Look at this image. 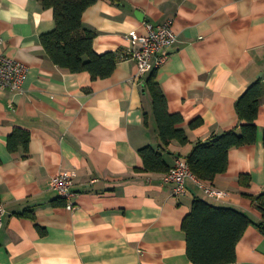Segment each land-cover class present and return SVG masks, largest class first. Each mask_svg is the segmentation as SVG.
<instances>
[{
  "label": "crops",
  "instance_id": "crops-1",
  "mask_svg": "<svg viewBox=\"0 0 264 264\" xmlns=\"http://www.w3.org/2000/svg\"><path fill=\"white\" fill-rule=\"evenodd\" d=\"M172 21L177 42L169 59L135 79L129 35ZM96 31L94 48L117 53L109 77L57 65L41 37L55 27L40 0H0V56L29 67L23 92L0 87V264H195L185 217L202 198L251 216L224 264H264V100L255 143L231 148L227 170L202 183L228 194L212 197L192 178L177 195L167 172L148 170L140 149L161 151L170 168L178 157L231 129L241 132L237 102L264 76V0H96L84 13ZM156 74L171 113H180L189 142L163 144L147 77ZM201 120L191 126L195 120ZM15 129L28 148L8 147ZM62 170L77 173L75 208L52 188ZM95 179V181H93Z\"/></svg>",
  "mask_w": 264,
  "mask_h": 264
},
{
  "label": "trees",
  "instance_id": "trees-1",
  "mask_svg": "<svg viewBox=\"0 0 264 264\" xmlns=\"http://www.w3.org/2000/svg\"><path fill=\"white\" fill-rule=\"evenodd\" d=\"M45 8H53L55 27L42 34L41 41L52 60L72 72L88 71L93 79L109 77L117 66V53H98L94 48L96 31L83 23L85 11L96 0H40ZM146 86L151 92L154 115L160 138L167 147L177 140L180 144L189 142L184 121L180 113H171L167 97L156 81V74H150ZM264 100L263 81L251 85L239 98L237 111L245 122L241 132L231 129L214 135L209 141L197 144L187 157L192 172L201 180L213 181L218 174L227 170L231 148L255 143L258 126L256 119ZM201 120H195L196 126ZM264 141V137H263ZM29 132L15 129L8 138V147L16 151L20 146L28 148ZM148 170L168 171L169 164L163 153L151 146L140 149ZM264 219V193L253 197ZM0 203L1 200H0ZM254 223L251 216L232 207H216L202 198L194 201L192 211L185 217L188 254L195 264H224L236 260V247L245 229ZM264 231V220L257 223Z\"/></svg>",
  "mask_w": 264,
  "mask_h": 264
},
{
  "label": "built area",
  "instance_id": "built-area-1",
  "mask_svg": "<svg viewBox=\"0 0 264 264\" xmlns=\"http://www.w3.org/2000/svg\"><path fill=\"white\" fill-rule=\"evenodd\" d=\"M145 25L146 32L133 31L128 36L131 42L129 54L137 62L135 79H141L152 66L159 68L165 64L170 56V47L177 42V33L172 21L158 26H154L150 22H146ZM2 43L3 40L0 38V46ZM28 74L29 67L22 61L5 55L0 56V87L21 93ZM76 176L77 173L74 170H62L56 173L51 180L52 188L66 201V205L70 209L75 208L73 187ZM188 178L199 183L212 197L222 198L228 194L226 191L204 185L201 179L192 172L188 159L185 157H178L174 166L163 175L164 182L175 185L174 191L177 195L187 191L186 180ZM5 212L3 203H0V229L3 226Z\"/></svg>",
  "mask_w": 264,
  "mask_h": 264
},
{
  "label": "water",
  "instance_id": "water-1",
  "mask_svg": "<svg viewBox=\"0 0 264 264\" xmlns=\"http://www.w3.org/2000/svg\"><path fill=\"white\" fill-rule=\"evenodd\" d=\"M260 76H264V72L263 73H261V75Z\"/></svg>",
  "mask_w": 264,
  "mask_h": 264
}]
</instances>
